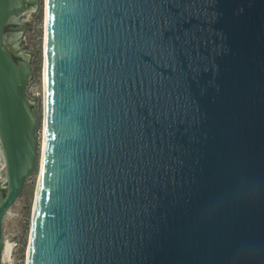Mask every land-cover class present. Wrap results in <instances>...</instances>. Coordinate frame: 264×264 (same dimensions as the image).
Listing matches in <instances>:
<instances>
[{"label": "water", "instance_id": "1", "mask_svg": "<svg viewBox=\"0 0 264 264\" xmlns=\"http://www.w3.org/2000/svg\"><path fill=\"white\" fill-rule=\"evenodd\" d=\"M39 4L0 0V264L37 168L27 264H264V0H44L40 154Z\"/></svg>", "mask_w": 264, "mask_h": 264}, {"label": "rangeland", "instance_id": "2", "mask_svg": "<svg viewBox=\"0 0 264 264\" xmlns=\"http://www.w3.org/2000/svg\"><path fill=\"white\" fill-rule=\"evenodd\" d=\"M30 30L24 37V46L28 55L32 56L33 77L28 86L27 96L37 104L39 116L38 140L39 154L43 142V102H44V0L39 9L26 17ZM39 177V168L26 183L22 196L10 210L5 221L6 244L10 246L4 264H27V254L33 220V210Z\"/></svg>", "mask_w": 264, "mask_h": 264}, {"label": "flooded vegetation", "instance_id": "3", "mask_svg": "<svg viewBox=\"0 0 264 264\" xmlns=\"http://www.w3.org/2000/svg\"><path fill=\"white\" fill-rule=\"evenodd\" d=\"M28 8H29V6H28ZM27 15L28 14L23 13L21 17H14L9 22V25L6 29L5 34H6L7 44L9 46H12V48L14 47L16 50L15 51L16 53L14 54L15 61H29V63L32 65V56L28 55V53L26 52L25 46H24V44H25L24 43V37L30 30L29 22L26 19ZM26 56H29V58L26 59L27 58ZM32 67H33V65H32ZM29 103H30V108L31 109L35 108L36 113H37L36 102L29 99ZM37 133H38V130H37ZM37 138H38V134H37ZM38 147H39V140H38Z\"/></svg>", "mask_w": 264, "mask_h": 264}, {"label": "bare ground", "instance_id": "4", "mask_svg": "<svg viewBox=\"0 0 264 264\" xmlns=\"http://www.w3.org/2000/svg\"><path fill=\"white\" fill-rule=\"evenodd\" d=\"M43 82H44V102H43V106H44V103H45V76L43 75ZM43 112H44V118H43V142L41 143L42 144V150H43V146H44V142H45V107L43 108ZM36 199V197H35ZM35 205V203H34ZM9 249H10V246L6 244L5 246V250H4V259L6 260L7 257L6 255L8 254L9 252Z\"/></svg>", "mask_w": 264, "mask_h": 264}, {"label": "trees", "instance_id": "5", "mask_svg": "<svg viewBox=\"0 0 264 264\" xmlns=\"http://www.w3.org/2000/svg\"><path fill=\"white\" fill-rule=\"evenodd\" d=\"M33 73H34V71H33Z\"/></svg>", "mask_w": 264, "mask_h": 264}]
</instances>
